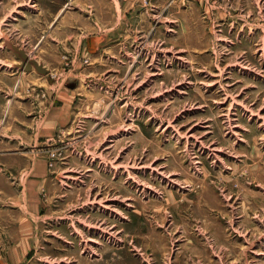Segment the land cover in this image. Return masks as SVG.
I'll return each instance as SVG.
<instances>
[{"label":"rangeland","instance_id":"1","mask_svg":"<svg viewBox=\"0 0 264 264\" xmlns=\"http://www.w3.org/2000/svg\"><path fill=\"white\" fill-rule=\"evenodd\" d=\"M0 264H264V0H0Z\"/></svg>","mask_w":264,"mask_h":264},{"label":"crops","instance_id":"2","mask_svg":"<svg viewBox=\"0 0 264 264\" xmlns=\"http://www.w3.org/2000/svg\"><path fill=\"white\" fill-rule=\"evenodd\" d=\"M9 230H10V226L7 228L6 232H9Z\"/></svg>","mask_w":264,"mask_h":264}]
</instances>
